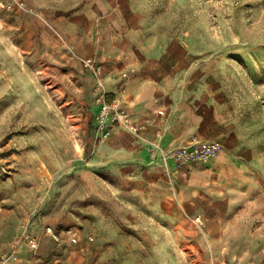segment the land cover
<instances>
[{
  "label": "rangeland",
  "instance_id": "1",
  "mask_svg": "<svg viewBox=\"0 0 264 264\" xmlns=\"http://www.w3.org/2000/svg\"><path fill=\"white\" fill-rule=\"evenodd\" d=\"M115 2L90 22L88 0H0V258L18 249L25 264H264V0ZM114 23L111 36L98 33ZM122 31L198 62L238 111L259 171L244 174L224 212L203 194L180 200L170 183L91 166L112 135L97 126L83 58L106 64L105 41L117 45ZM26 227L41 236L35 253L16 244Z\"/></svg>",
  "mask_w": 264,
  "mask_h": 264
},
{
  "label": "crops",
  "instance_id": "2",
  "mask_svg": "<svg viewBox=\"0 0 264 264\" xmlns=\"http://www.w3.org/2000/svg\"><path fill=\"white\" fill-rule=\"evenodd\" d=\"M115 4V0H88L85 18L95 21L99 12ZM112 26L115 23L95 31L108 37L114 32ZM133 31L131 36L123 31L117 35V45L114 36L106 40L110 54L106 64L99 62L104 66L107 90L112 93L109 96L124 95L136 118L149 116L152 121L139 134L118 127L93 153L91 166L106 167L120 177H137L141 182L170 183L180 200L203 194L208 205L214 204L213 213L224 212L234 193L240 191L244 174L259 171L257 153L249 144L243 120L227 94L211 91L209 79L199 77L202 69L198 62L185 56L171 59L168 50L155 40H145L140 34L136 39ZM95 104L96 117L100 109L96 92ZM193 135L219 141L220 151L207 162L179 170L173 158L166 161L164 155L186 146ZM154 142L161 146L155 156L149 150ZM221 202L225 207H220Z\"/></svg>",
  "mask_w": 264,
  "mask_h": 264
},
{
  "label": "built area",
  "instance_id": "3",
  "mask_svg": "<svg viewBox=\"0 0 264 264\" xmlns=\"http://www.w3.org/2000/svg\"><path fill=\"white\" fill-rule=\"evenodd\" d=\"M83 63L88 69H91L96 76L95 92L97 100L100 104V109L96 113L97 126L103 130L104 138H108L114 134L118 127H125L132 132L139 134L147 130L151 123L149 116L141 119L136 118L131 112L128 101L124 95H114L110 97L106 87L104 77V66L101 62L93 57L83 58ZM160 144L154 142L150 147V152L153 156L156 155ZM220 150V142L217 140H205L197 135H193L186 146L174 149L172 152H166L165 160L173 158L176 167L180 170L183 168L192 167L199 163H204L211 160ZM168 153V154H167ZM201 216L198 217V220ZM46 236L58 237L52 226H47L44 231ZM71 241L78 243L82 240V233L78 227L69 229L68 231ZM93 239V237H90ZM20 241L24 242L30 251L34 253L39 249L41 236L35 233L30 227H26ZM15 249L11 252H5L0 258V264H24V257L20 256Z\"/></svg>",
  "mask_w": 264,
  "mask_h": 264
},
{
  "label": "bare ground",
  "instance_id": "4",
  "mask_svg": "<svg viewBox=\"0 0 264 264\" xmlns=\"http://www.w3.org/2000/svg\"><path fill=\"white\" fill-rule=\"evenodd\" d=\"M42 111H43V110H42ZM40 113H41V112H40ZM42 113H43V112H42ZM45 116H46V114H45ZM46 118H47V117H46ZM48 118H49V117H48ZM53 121H54V120H53ZM219 151H220V150H219ZM219 151H218V153H219ZM218 153H217L214 157H216V156L218 155ZM214 157H213V158H214Z\"/></svg>",
  "mask_w": 264,
  "mask_h": 264
}]
</instances>
